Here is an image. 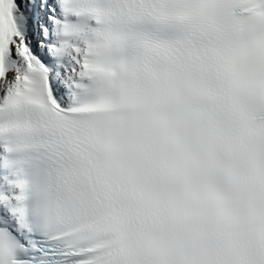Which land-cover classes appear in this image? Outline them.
Wrapping results in <instances>:
<instances>
[{
  "label": "snow or ice",
  "instance_id": "1",
  "mask_svg": "<svg viewBox=\"0 0 264 264\" xmlns=\"http://www.w3.org/2000/svg\"><path fill=\"white\" fill-rule=\"evenodd\" d=\"M0 264H264V0H0Z\"/></svg>",
  "mask_w": 264,
  "mask_h": 264
}]
</instances>
